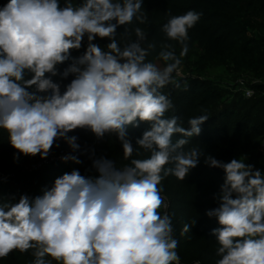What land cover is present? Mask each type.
Masks as SVG:
<instances>
[{"label": "clouds", "instance_id": "9594fccd", "mask_svg": "<svg viewBox=\"0 0 264 264\" xmlns=\"http://www.w3.org/2000/svg\"><path fill=\"white\" fill-rule=\"evenodd\" d=\"M200 17L194 10L170 16L162 32L180 52L162 44L157 63L147 32L127 27L147 22L144 0H9L0 8V130L14 159H46L63 142L70 151L62 161L80 165L86 157L96 173L74 168L42 195L0 200V258L31 250V264H179L161 185L169 176L185 181L203 157L224 174L217 206L205 212L218 224L216 264H264V169L246 156L225 162L188 147L208 115L188 117V127L167 115L175 106L165 89L182 87L174 74ZM77 131L115 137L128 163L97 156ZM140 150L148 155L133 158Z\"/></svg>", "mask_w": 264, "mask_h": 264}, {"label": "trees", "instance_id": "16d2710c", "mask_svg": "<svg viewBox=\"0 0 264 264\" xmlns=\"http://www.w3.org/2000/svg\"><path fill=\"white\" fill-rule=\"evenodd\" d=\"M0 1L3 3V1L8 0ZM175 1L183 2V6H178ZM241 3H247L251 9L258 8L264 11V0H144V8L148 6L147 10H152L154 8L165 7L174 15H182L189 10L201 13L199 22L194 28L189 30V49L197 42L201 45L208 46L214 51H218L219 54L217 57L221 61H226L228 59L237 60L239 64L245 65L246 62L252 60L251 65L255 66L254 61L257 59L249 54L247 48H243L237 44H231L227 41L231 29L230 17L234 7ZM61 4H63V0H61ZM136 26L143 28L147 32V41L157 42L159 36L156 34L155 25H152L149 21L145 24H138V22L134 21L132 25L127 27L132 30ZM118 31L123 32V28L118 29ZM131 38L135 39L134 31H132ZM97 42L102 46L108 43L107 40H98ZM121 43H123V41H121ZM83 50L82 48L80 52L74 51L73 56L79 55ZM69 79H71V77H69ZM66 82L67 81H65V83ZM187 85L184 87L182 86L180 89H173L169 86L167 92L170 93V98L175 106L174 110H179L181 112L180 115L185 122V127H188L187 119L190 116L202 114L209 116V119L203 124V131H207V134L201 138L199 143L195 140L192 144L193 146L201 147L205 154H211L217 159L228 162L234 158L230 156L231 150H246L247 146L252 144L257 136H264V85H256L254 89H252L254 92L253 95H257L258 98L251 102L249 99L242 96H240L237 101L229 102L214 93L212 89L206 90L201 85ZM174 95H176V97ZM197 96H201V98L199 99ZM255 107H258V115L254 118L253 109ZM259 112H261L262 116L259 115ZM130 131L133 136L141 134L134 129ZM102 143L104 144L105 150H113L115 145L121 147L119 141L116 140L115 137H105ZM0 149H12L15 151L8 142V134L3 130H0ZM260 150L262 151V155L254 157L253 154L251 156L254 161L259 163L261 169H264V149ZM147 155L148 154L145 153L144 157ZM201 160L203 161V157ZM11 167L7 158L0 152V173L6 174L11 170ZM195 170H199L197 174H195ZM202 174L204 176L218 175L214 180L215 182L210 186H207L209 180L206 179V181L203 182V188L208 193L206 195L203 194V210L216 207L213 196L214 193L219 191V186L223 180V174H220L217 169L207 167L203 162V167L197 166L192 169L185 181L179 180L182 183L187 197V207L190 217L189 223L191 224L194 220L197 221L196 225L193 226L187 234L183 235L185 240L182 242L180 257L181 260L194 259L189 257V249L200 241L201 246L198 249V256L201 258L198 259L201 261V264H216V261L219 259L216 255V248L218 245L215 237L211 235V229L218 227V224L217 222L213 223L214 218L210 219L204 213L200 215L198 211V209L201 208L198 205L197 192L201 187L196 184V181ZM167 178L171 179L175 177L169 176ZM19 179L20 178H14L0 181V186L6 185V187H11L16 185V183L19 184V182H16ZM41 185L42 184L36 185L34 189H31L29 197H31L35 192L34 190L39 189ZM22 194H25V191H22L19 196H10V194H7L3 198L6 200L13 198L18 200ZM207 221H211V223L205 224ZM179 236V239L183 238L181 234H179ZM9 258V256L0 258V264H10ZM14 259L16 260L14 264L30 263H28L29 258L25 255L15 256Z\"/></svg>", "mask_w": 264, "mask_h": 264}, {"label": "rangeland", "instance_id": "374dc122", "mask_svg": "<svg viewBox=\"0 0 264 264\" xmlns=\"http://www.w3.org/2000/svg\"><path fill=\"white\" fill-rule=\"evenodd\" d=\"M8 2L9 0L3 1V3L0 1V8ZM175 3L178 4V6H183V2L175 1ZM147 8L148 6L144 8L147 15V21H149L152 25H155L156 34L159 36L157 42L147 41V43H155L156 45V48L151 52L149 59L160 63V61L156 60L157 54L160 51L161 45L167 43L173 44L177 55H179V44L174 41H168L165 34L162 32V25L166 23L170 16H173L174 14L165 7L154 8L152 10H147ZM230 23L231 29L227 41L231 44H237L243 48H247L249 50V54L253 55L257 59L256 61L253 59L255 66L251 65L252 60L246 62L245 65L239 64L237 60L228 59L226 61H221L217 57L219 54L218 51H214L206 45H201L195 42L188 50L187 55L183 57L182 65L178 74H174L182 83L183 87L187 84V86H189V84L192 86L201 85L206 90L212 89L213 92L221 98L228 100L229 102H234L237 101L240 96L245 97L244 94L247 89H254L256 85H264V11L258 8L251 9L247 3H241L234 7L230 17ZM167 90L168 89H165L166 92ZM174 96L176 97V95ZM201 96L197 97L200 99ZM245 98L249 99L251 102L258 97L257 95H253L251 98ZM180 114L181 112L179 110H174L170 111L167 115H178L181 117ZM256 115H258V107L253 109V117L255 118ZM259 115L262 116L261 112H259ZM146 127L147 125L142 124L139 129L134 130L141 133ZM201 127V135L192 138L188 147L193 146L192 144L195 140L199 143L201 138L207 134V131H203V125H201ZM72 134L79 136V143H81L82 146L86 144L89 148H94L97 156L103 155L109 159H113L116 162L117 167H121L128 163V161L123 159L121 147L115 145L113 150H105L104 144L102 143L103 139L97 140L91 133L77 131ZM173 139L175 140L176 137H173ZM260 149H264V136H257L253 143L247 146L246 150H231L230 156L234 158L246 156L248 163H252L257 168H261L259 163L254 161L251 156L253 154L254 157L262 155V151ZM61 150L64 151L62 155H65L70 151L66 144L60 142V147H54L51 152V155L54 154L57 159L49 161V157L41 159L39 155L36 157H26L21 155L18 160H15V151L12 149H0L2 155L7 158L12 166L11 170L6 174L0 173V181L20 178L16 181L19 182V184L16 183V185L11 187H6V185L0 186V200L7 201L3 198L4 196L7 194H10V196H19L22 191H25V194L29 196L31 189H34L36 185L38 186L40 184H42L41 187L34 190L35 192L31 197L42 195L41 192L43 189L46 187L50 188L57 177L61 176L65 172H70L74 168L79 169L81 174L86 176L96 175L94 170H90L91 161H89L86 157H81L84 163L80 165L74 164L71 161L64 162L61 160ZM140 151L141 155L137 156L134 153L133 158H144L145 152L143 150ZM198 166L203 167L202 160ZM199 170H195V174H197ZM217 170L220 174H223L222 170ZM217 177L218 175L204 176L202 174L196 181V184L201 187L197 192L198 205L201 208L198 209L200 215H203V213L205 214L206 212V210H203V194H208L203 188V182H205L206 179L209 180L207 186H210L215 182L214 180ZM161 186L163 187L162 195L166 197L168 203L166 211L172 216L173 227L175 229L174 233H176L174 234V237L179 241L177 251L180 257L182 242H184L185 239L184 236L182 239H179V234L181 233V229L185 223L190 224L187 197L182 183L176 178H166L162 181ZM215 205L217 206L216 201ZM160 211L163 212L164 210L161 209ZM214 222H216L215 219L213 220V223ZM210 223L211 221H207L205 224ZM200 246L201 242L199 241L191 247V249H189V257L194 259L181 260L180 257L179 264H197V262L201 264V261L199 260L201 257L198 256V249ZM21 255H25L29 258V264H31L34 259L31 250L26 253L14 251L9 254V263H16L14 257ZM46 259L51 258L46 257ZM52 264H57V262L52 261Z\"/></svg>", "mask_w": 264, "mask_h": 264}, {"label": "built area", "instance_id": "2783aa9c", "mask_svg": "<svg viewBox=\"0 0 264 264\" xmlns=\"http://www.w3.org/2000/svg\"><path fill=\"white\" fill-rule=\"evenodd\" d=\"M253 93H254V92H253L252 89H247V90L245 91V94H244V95H245V97L248 98V97H251V96L253 95ZM63 153H64V151L61 150V151H60V154L62 155ZM56 155H57V154H56ZM48 159H49V161H53V160H56L57 157L54 156V154H53V155H50Z\"/></svg>", "mask_w": 264, "mask_h": 264}]
</instances>
